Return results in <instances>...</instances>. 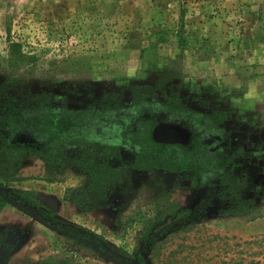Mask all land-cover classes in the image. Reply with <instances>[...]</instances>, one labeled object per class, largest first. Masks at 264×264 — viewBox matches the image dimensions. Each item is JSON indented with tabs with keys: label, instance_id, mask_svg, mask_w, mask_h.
I'll list each match as a JSON object with an SVG mask.
<instances>
[{
	"label": "rangeland",
	"instance_id": "1",
	"mask_svg": "<svg viewBox=\"0 0 264 264\" xmlns=\"http://www.w3.org/2000/svg\"><path fill=\"white\" fill-rule=\"evenodd\" d=\"M9 38L31 57L10 64ZM0 100L50 112L57 134L46 145L50 131L29 122L0 130V187L13 197L137 263L262 261L264 0H0ZM149 139L175 143L182 163L151 166L162 152ZM12 207L0 264H124Z\"/></svg>",
	"mask_w": 264,
	"mask_h": 264
},
{
	"label": "trees",
	"instance_id": "2",
	"mask_svg": "<svg viewBox=\"0 0 264 264\" xmlns=\"http://www.w3.org/2000/svg\"><path fill=\"white\" fill-rule=\"evenodd\" d=\"M155 45L154 44H150L147 47H143L140 50V57H143V54L145 51H147L148 49H154ZM8 57H9V61L10 64L15 65L16 63L20 62L21 60H23L25 57H31L29 55H26V53H24L21 49H20V43L18 41L12 40V39H8ZM1 101V100H0ZM44 110H39V106H34L33 104H28V105H23V104H17V105H12L11 102L5 101L4 104H2L0 102V130H6L8 131V133H11L12 130L19 128L21 125H24L25 123L29 122L32 124V127L34 130H38V131H50L52 128V125L48 124V122L50 121L47 117V115L50 112H43ZM23 112V113H22ZM54 115H57L54 114ZM52 139L45 141V144H51V143H55L56 142V131H50L47 133ZM10 139V138H9ZM8 138H4L3 137V142L5 145V150L7 151H20L21 150V145L23 144L22 141H9ZM175 143H166V142H160L157 141L155 139H149L146 142V146L149 148H153L154 146H158L159 150H161L162 152V156L164 157V159L166 160V163L164 161H161L162 156H156L154 157V163L151 165L153 167H161V168H165V169H171L174 167V164L176 162H178L179 164L182 163L181 160L178 159L177 155H174V149H173V145ZM179 144V143H177ZM176 145V144H175ZM142 149L141 151L135 156L134 159V163L133 165L135 167H142L143 165L141 164L142 162H145L142 158V155L145 154V149H144V145H141ZM148 148V150H149ZM153 150V149H152ZM149 150V151H152ZM39 152V151H38ZM179 160V161H177ZM174 163V164H172ZM106 169L108 170H114L117 171L120 169V167L118 166H105ZM118 175V174H117ZM120 177V175H118V178ZM232 187L228 190L232 191ZM229 191V192H231ZM251 200V199H249ZM5 204H11V205H15V206H20L22 208L27 209V205L23 204L22 201L18 198L13 197V195L2 189L0 187V209L5 205ZM156 205V210L158 211V213L160 212V205L159 202L155 204ZM253 208V207H252ZM40 213L45 217V220L48 222H53L55 223L59 228H63L66 229L68 231L71 232H77L87 238L90 239H94V240H98V239H102V237L95 233L90 231V233L88 232V229H79L78 226H76L75 224L72 223H68L65 221H62L59 218H56L53 216L52 211L50 210H44L41 209L39 210ZM98 238V239H97ZM250 241V240H249ZM252 242H255L254 240H251ZM250 241V242H251ZM112 249L119 251L122 254L127 255L126 253H124L123 251H121L120 249H117L115 247H112ZM260 252V251H259ZM261 253V252H260ZM259 253V254H260ZM124 256V258L122 257H117L118 259H121L124 264H141V263H137L134 261H131L127 256ZM234 257H229L227 256V261L226 264H229L231 261H234L233 264H238V261L235 262V259H233ZM261 259V257H260ZM140 261H142L141 259H139ZM262 261H259V259L257 260H251L250 262H253L254 264H264V257L261 259ZM215 263V262H214Z\"/></svg>",
	"mask_w": 264,
	"mask_h": 264
},
{
	"label": "flooded vegetation",
	"instance_id": "3",
	"mask_svg": "<svg viewBox=\"0 0 264 264\" xmlns=\"http://www.w3.org/2000/svg\"><path fill=\"white\" fill-rule=\"evenodd\" d=\"M177 143V142H176ZM179 143V142H178ZM136 156V155H135ZM135 156H134V159H135ZM165 169V168H164ZM22 201V200H21ZM22 203L23 204H25V205H27V209L28 210H32V211H34L39 217H41L44 221H46L45 220V217L40 213V211L39 210H41L39 207H35V206H32L31 205V203H26V202H24V201H22ZM11 205V204H10ZM12 206H15V205H12ZM16 207V206H15ZM17 207H20V206H17ZM32 207V208H31ZM20 208H22V207H20ZM22 209H25V208H22ZM45 210V209H44ZM54 216V215H53ZM55 217V216H54ZM57 218V217H56ZM63 221V220H62ZM46 222H48V221H46ZM66 222V221H65ZM48 223H50V224H52V225H55V226H57L55 223H53V222H48ZM69 223V222H68ZM73 224V223H72ZM58 227V226H57ZM79 227V226H78ZM79 229H83V228H80L79 227ZM68 231V230H67ZM69 232H71V231H69ZM89 233H90V231H88ZM77 233V232H76ZM81 235V234H80ZM83 236V235H82ZM85 237V236H84ZM90 239V238H89ZM98 239V238H97ZM91 240H93V241H95L96 243H98V245H100V246H103V244H102V241L100 240V239H98L97 241L96 240H94V239H91ZM106 245V244H105ZM109 248H110V250H108L109 252H111V253H113V251H116V250H114V249H112L111 248V245H107ZM105 249H106V247L105 246H103ZM117 253H119V254H121V255H125V254H122V253H120L119 251H116ZM115 255V254H114ZM125 256H127V255H125ZM115 257L117 258L118 256L117 255H115ZM128 257V256H127ZM129 258V257H128ZM118 259V258H117ZM130 259V258H129ZM131 261H132V259H130ZM134 262H136V261H134Z\"/></svg>",
	"mask_w": 264,
	"mask_h": 264
},
{
	"label": "crops",
	"instance_id": "4",
	"mask_svg": "<svg viewBox=\"0 0 264 264\" xmlns=\"http://www.w3.org/2000/svg\"><path fill=\"white\" fill-rule=\"evenodd\" d=\"M12 208V209H11ZM5 210H15V209H13V207L11 206V207H9V209H8V207H7V205L5 206H3L1 209H0V214L3 212V211H5ZM7 212V211H6ZM4 214V213H3ZM4 221V219L2 218V215H1V217H0V222H3Z\"/></svg>",
	"mask_w": 264,
	"mask_h": 264
},
{
	"label": "water",
	"instance_id": "5",
	"mask_svg": "<svg viewBox=\"0 0 264 264\" xmlns=\"http://www.w3.org/2000/svg\"><path fill=\"white\" fill-rule=\"evenodd\" d=\"M31 208H32V207H31ZM102 244H103V243H102ZM103 246H105V247H106V249L110 250V248H109L107 245L103 244ZM113 254H115V255H117V256H119V257H122V258H124V256H123V255H121V254L117 253L116 251H113ZM132 261H133V260H132Z\"/></svg>",
	"mask_w": 264,
	"mask_h": 264
}]
</instances>
